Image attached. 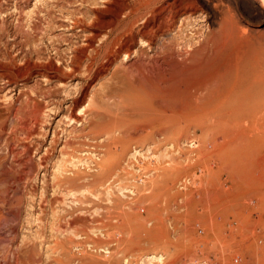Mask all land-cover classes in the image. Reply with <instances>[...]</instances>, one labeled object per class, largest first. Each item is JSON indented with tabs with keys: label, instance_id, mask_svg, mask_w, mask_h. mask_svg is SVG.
I'll list each match as a JSON object with an SVG mask.
<instances>
[{
	"label": "rangeland",
	"instance_id": "obj_1",
	"mask_svg": "<svg viewBox=\"0 0 264 264\" xmlns=\"http://www.w3.org/2000/svg\"><path fill=\"white\" fill-rule=\"evenodd\" d=\"M198 1L203 12L189 27L218 37L208 5L216 3L246 35L222 50L238 48L240 70L264 56L259 0ZM144 13L138 0H0V256H8L0 264H170L177 251L183 264H222L217 215L205 235L206 215L185 196L197 176L217 185V131L208 121L150 126L133 116L118 71L137 44L109 64L101 55L107 37ZM263 210L251 211L254 227L244 229L248 264H264ZM194 234L206 238L192 242Z\"/></svg>",
	"mask_w": 264,
	"mask_h": 264
},
{
	"label": "bare ground",
	"instance_id": "obj_2",
	"mask_svg": "<svg viewBox=\"0 0 264 264\" xmlns=\"http://www.w3.org/2000/svg\"><path fill=\"white\" fill-rule=\"evenodd\" d=\"M259 1L260 7L264 9V0ZM138 4L146 16L143 18L144 15L140 11L142 19L138 24L131 27L128 25L130 29L121 35H116V32L115 37H107L104 48L102 51L101 47L99 49L102 58L109 64L121 55L129 57L133 53L132 46L137 44L138 50L132 63L124 67L123 73L118 71L119 76L124 75L126 78L127 88L121 82L126 88L124 90L128 89L131 99L126 105L129 108L126 111L131 112L133 116L148 122L150 126L156 123L168 126L175 120L188 119L204 126L208 121L217 131V185L209 186L207 179L204 182L201 176H197L196 189L186 191L185 196L190 207L196 208L200 215H206L200 222L205 235L216 223L213 216L217 215V254L222 256V264H235L232 260L234 254L239 256L238 264H248L249 257L246 258L244 253V243L247 241L244 229L252 226L248 218L251 211L264 209V56H252L255 63L240 70L238 48H232L229 53L223 54L222 50L228 42L232 41L234 44L246 35H241L239 28L232 24V18L229 19L226 14L229 10L226 8L225 11L216 3L208 5L211 14L218 21V37L214 30L205 33L204 27H189L194 15L203 12V6L198 0H138ZM242 36L244 37L241 38ZM239 42L238 45H241ZM241 43L244 44L242 41ZM217 53L222 54L221 63H217V57H220ZM231 58H237L235 63H231ZM122 61L123 58L120 59V62ZM184 127L185 125L181 129ZM211 146L214 147L213 144ZM174 172V176L178 174L177 171ZM222 172L227 174L230 185L226 186V180H220ZM158 220L161 219L156 221ZM253 229L251 232L256 231ZM205 235L194 234L191 240H204ZM165 245L164 243V247ZM179 245H176V248ZM177 253L178 251L172 254L174 258H170V264H183L178 261L180 259ZM7 258L8 256L1 255L0 262Z\"/></svg>",
	"mask_w": 264,
	"mask_h": 264
}]
</instances>
